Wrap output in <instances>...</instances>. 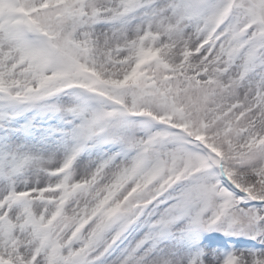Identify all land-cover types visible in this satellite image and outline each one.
<instances>
[{"label": "snow or ice", "instance_id": "obj_1", "mask_svg": "<svg viewBox=\"0 0 264 264\" xmlns=\"http://www.w3.org/2000/svg\"><path fill=\"white\" fill-rule=\"evenodd\" d=\"M0 264H264V0H0Z\"/></svg>", "mask_w": 264, "mask_h": 264}]
</instances>
